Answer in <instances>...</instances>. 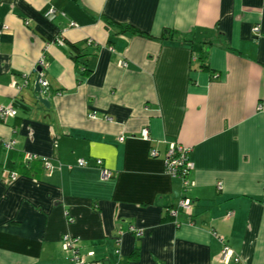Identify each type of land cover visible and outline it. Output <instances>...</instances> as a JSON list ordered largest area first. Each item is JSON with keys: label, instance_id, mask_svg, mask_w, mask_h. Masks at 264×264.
Segmentation results:
<instances>
[{"label": "crops", "instance_id": "0c3cea01", "mask_svg": "<svg viewBox=\"0 0 264 264\" xmlns=\"http://www.w3.org/2000/svg\"><path fill=\"white\" fill-rule=\"evenodd\" d=\"M41 59L50 108L33 99ZM15 101L0 264H72L65 233L95 264H264V0H0V107ZM170 143L190 147L194 185L166 171Z\"/></svg>", "mask_w": 264, "mask_h": 264}, {"label": "built area", "instance_id": "2783aa9c", "mask_svg": "<svg viewBox=\"0 0 264 264\" xmlns=\"http://www.w3.org/2000/svg\"><path fill=\"white\" fill-rule=\"evenodd\" d=\"M55 9L49 8L48 11L46 12V16L48 18H54L55 16ZM72 25H75V23H72ZM255 31L259 32L260 27L256 26ZM58 41L61 43L62 40L58 39ZM49 44H47L48 46ZM47 48V47H46ZM45 61L41 59L39 61V65L44 66ZM123 66H126V63L123 62ZM25 84H27V80H25ZM48 82L46 80L42 81V85L46 86ZM21 87V86H19ZM16 109L14 106L10 105L8 107L1 106L0 107V118H6L9 115H15L16 114ZM108 120H111L112 117L106 116ZM142 134L145 139L150 138V134L147 128L143 129ZM14 144V141H9L6 143L5 147L6 148H12V145ZM4 145V144H3ZM190 147L182 145V144H177V143H170L168 146L167 152H166V159H165V164H166V171L174 177H178L182 179L183 186L187 187L188 185H194V181L189 179V174L194 167V162L192 161L190 157ZM151 154L153 156L157 155V151L155 149L151 150ZM34 154L27 153L26 154V159H33ZM97 165L102 167V178L103 179H108L112 176L113 171L111 169H108L107 167L103 166V161L102 159H97L96 161ZM78 164L80 166H88L89 161L86 160L85 158H81L78 161ZM218 187L221 188V182L218 183ZM193 207V203L190 198L188 197H182L179 202L177 203L176 206H173L170 208L169 213L172 217L175 218L174 222L177 224H180L179 221V216L182 212L184 213H191ZM71 217L68 216V221H71ZM131 231L134 232L137 236H142L145 233L144 229L141 228H136L134 226L131 227ZM63 245L66 250L72 249L73 254L78 257L75 258V263L74 264H90L83 255L78 256L79 250H78V243L80 241L79 237H71L69 233H65L63 235ZM79 253V254H78ZM232 256V251L229 248L228 244L225 242L221 251V259L226 261L230 259Z\"/></svg>", "mask_w": 264, "mask_h": 264}, {"label": "trees", "instance_id": "16d2710c", "mask_svg": "<svg viewBox=\"0 0 264 264\" xmlns=\"http://www.w3.org/2000/svg\"><path fill=\"white\" fill-rule=\"evenodd\" d=\"M121 25V27H123V28H125L124 29V31H133V32H136V33H143L142 31H140V30H138V29H136L134 26H131V25H128V24H120ZM173 35H175V32L172 30V29H170V28H164L163 29V31H162V34H161V36L162 37H166V36H173ZM64 43V42H63ZM87 44H91L90 43V41L88 40V42H87ZM69 48H70V52H71V54H72V57H73V59L75 60V62L76 63H82V67L87 71L88 70V65L84 62L85 60H83L82 61V59L84 58V56L85 55H88V52L86 51V47H84V46H81V44L80 43H72V42H69ZM14 105H12V106H14V108L16 109V106H23V107H25V108H27L24 104L22 105V103H21V101H15L14 103H13ZM17 110V109H16ZM17 112H18V110L16 111V114H17ZM15 114V115H16ZM3 145V144H2ZM4 146V145H3ZM9 149H11V148H9ZM25 161V160H24ZM27 161V160H26ZM25 161V162H26ZM172 217V216H171ZM173 218V220H175V218L174 217H172ZM70 235H71V237H73V238H75V237H78V236H76V235H74V234H71V233H69ZM63 240V239H62ZM66 250V249H65ZM70 251V253L72 254L71 256H72V259H73V262H72V264H74L75 263V258H78V257H76L74 254H73V252H72V249H70L69 250ZM79 254V253H78ZM78 256H81V253L78 255ZM90 264H95L94 263V261H88ZM96 264H98V263H96ZM103 264H111V263H103Z\"/></svg>", "mask_w": 264, "mask_h": 264}, {"label": "water", "instance_id": "95a60500", "mask_svg": "<svg viewBox=\"0 0 264 264\" xmlns=\"http://www.w3.org/2000/svg\"><path fill=\"white\" fill-rule=\"evenodd\" d=\"M34 71H36L38 74L35 78V81H34V86H33V92H34V102L36 103H40L42 106L46 107V108H50L51 106V101L49 100L48 97L45 96V92H47L46 88H44L41 84V81H42V71H43V68L40 67V66H37L36 69H34ZM25 79L27 81H29L30 79V74L29 73H26V74H23Z\"/></svg>", "mask_w": 264, "mask_h": 264}, {"label": "rangeland", "instance_id": "374dc122", "mask_svg": "<svg viewBox=\"0 0 264 264\" xmlns=\"http://www.w3.org/2000/svg\"><path fill=\"white\" fill-rule=\"evenodd\" d=\"M261 30V29H260ZM40 67H43L42 65H39ZM43 74V73H42ZM25 78V77H24ZM26 80V79H25ZM42 81H44V79H43V76H42ZM42 81H41V84H42ZM27 83H28V81H27ZM44 88H46L47 89V86H48V84L46 85V86H44V85H42ZM105 118V117H104ZM69 253V252H68ZM67 252H66V255L68 254ZM73 262V261H72Z\"/></svg>", "mask_w": 264, "mask_h": 264}, {"label": "bare ground", "instance_id": "6f19581e", "mask_svg": "<svg viewBox=\"0 0 264 264\" xmlns=\"http://www.w3.org/2000/svg\"><path fill=\"white\" fill-rule=\"evenodd\" d=\"M11 174H12V172H11Z\"/></svg>", "mask_w": 264, "mask_h": 264}]
</instances>
